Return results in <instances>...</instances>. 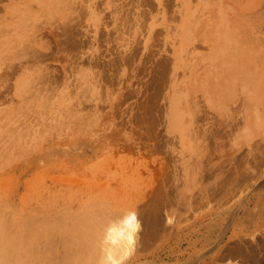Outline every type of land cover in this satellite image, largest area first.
I'll list each match as a JSON object with an SVG mask.
<instances>
[{"label": "rangeland", "instance_id": "obj_1", "mask_svg": "<svg viewBox=\"0 0 264 264\" xmlns=\"http://www.w3.org/2000/svg\"><path fill=\"white\" fill-rule=\"evenodd\" d=\"M262 29L264 0H0V264H102L133 212L123 264H264Z\"/></svg>", "mask_w": 264, "mask_h": 264}, {"label": "bare ground", "instance_id": "obj_2", "mask_svg": "<svg viewBox=\"0 0 264 264\" xmlns=\"http://www.w3.org/2000/svg\"><path fill=\"white\" fill-rule=\"evenodd\" d=\"M257 9H258V8H257ZM35 10H36V9H35ZM241 19H242V18H241ZM218 23H219V22L217 21V22H216V25H217V26H216V29H219V30H220V28H219V24H218ZM240 25H241V24H240ZM262 30H264V29H262ZM225 37H226V35H225L224 33H223V34H220V36L217 37V40H216V43H217V44H216V47H217V48H219L220 46H227V45H228V41H229V39H225ZM258 40H259V39H257V41H258ZM259 41H260V40H259ZM263 42H264V41H263ZM254 46H255V45H254ZM216 53H220V52H216ZM4 56H5V55H4ZM7 57H8V56H7ZM212 59H213V60L215 59V61H217V62H216L217 66H218V67H221V64H222L221 62H222V61L217 60V59H218L217 56H212ZM216 64H215V65H216ZM215 65H214V64L211 65V66H210V69H211L213 72H215V74H218L219 71H220V73L222 74V73H223V72H222L223 70H222L221 68L216 67ZM212 67H213V68H212ZM218 76H219V74H218ZM211 77H212V76H211ZM209 79H210V78H209ZM212 80H213V79H212ZM207 83H208V82H207ZM22 88H23V89H26V86H25L23 83H22ZM211 93H212V92H211ZM208 99H209V97H208ZM172 114H173V115H172ZM171 116H174L175 121H176L177 124L179 125V120L181 121V118H182V116H183V112H182L181 110H178V111H177L176 109H172ZM182 131H184V130L182 129ZM245 132H247V129L245 130ZM245 132H244V133H245ZM246 136H247V134L245 133V137H246ZM67 211H68V210H67ZM100 211H101V210H100ZM63 212H64V211H63ZM102 212H103V210L101 211L100 214H101V216L103 217V213H102ZM117 213H118V212H117ZM117 213H116V214H117ZM119 213H120V212H119ZM100 214H98V216H99ZM116 214H114V215H116ZM122 214H123V213H122ZM51 215H52V214H51ZM60 215H61V214H60ZM78 215H79V214H78ZM94 215H95V213H94ZM96 215H97V214H96ZM117 215H118V214H117ZM52 217L55 218V216H53V215H52ZM56 217H57V216H56ZM61 217H62V215H61ZM77 217H78V216H77ZM94 217H95V216H94ZM113 217H114V216H113ZM116 217H117V216H116ZM79 218H80V217H79ZM91 218H92V217H91ZM99 218L102 220V218H101L100 216H99ZM110 218H111V217H110ZM129 218H130V216H128V218H126V219H129ZM8 219H10V218H8ZM60 219H61V218H60ZM62 219H63V218H62ZM62 219H61V220H62ZM72 219H73V217H72ZM76 219H78V218H76ZM81 219H82V218H81ZM107 219H108V218H107ZM126 219H125V220H126ZM32 220H33V219H29V221H28V225L31 224V222H33ZM54 220H55V219H54ZM79 220H80V219H79ZM84 220H85V219H84ZM125 220H124V221H125ZM30 221H31V222H30ZM34 221H35V220H34ZM42 221H43V220H42ZM47 221H48V220H47ZM49 221H50V220H49ZM29 222H30V223H29ZM37 222H38V221H37ZM37 222H34V223L37 224ZM66 222H67V221H66ZM66 222H65V223H66ZM98 222H100V221H98ZM6 223H8V221H7ZM9 223H10V221H9ZM9 223H8V224H9ZM40 223L42 224L43 222H40ZM49 223H50V222H49ZM57 223H58V222H57ZM96 223H97V222H96ZM123 223H124V222H123ZM132 223H133V222H132ZM8 224H7V225H8ZM26 224H27V223H25L24 225H26ZM41 224H40V225H41ZM63 224H64V223H63ZM88 224H89V223H88ZM28 225H27V226H28ZM33 225H34V224H33ZM43 225H44V224H43ZM43 225H42V226H43ZM45 225H46V224H45ZM65 225H66V224H65ZM65 225H61V227L59 226V228H57L58 226H56V225L53 226L52 224H50V226H52V227H54V228L56 227V228L58 229V231H55V230H53L52 228L49 229V230H53V231H54V234H55L56 232H59V229H61L62 226H65ZM96 225H97V224H96ZM133 225H134V223H133ZM48 226H49V224H48ZM66 226H68V225H66ZM75 226H76V225H75ZM81 226H82V225H81ZM99 226H100V225H99ZM99 226H98V227H99ZM117 226H118V224H117ZM117 226H116V227H117ZM68 227H69V226H68ZM41 228H42V227H41ZM49 228H50V227H49ZM66 228H67V227H66ZM99 228H100V227H99ZM111 228H113V227H111ZM119 228H120V229H119ZM119 228H118V229L121 230V231H122V229H123L124 231H126V232H125L126 235H127V234H130L131 231H132V229L129 228V226L126 225L125 223L123 224L122 227H119ZM37 229H38V228H37ZM45 229H46V228H45ZM115 229H116V228H115ZM42 230H43V228L41 229V231H42ZM62 230L65 232L64 227H63ZM36 231H37V230H36ZM43 231H44V230H43ZM47 231H48V230H47ZM66 231H67V230H66ZM103 231H104V230H103ZM114 231H115V230H114ZM32 232H33V231H32ZM34 232H35V231H34ZM34 232H33V233H34ZM51 232H52V231H51ZM82 232H83V231H82ZM47 233H48V232H47ZM23 234H24V233H23ZM23 234H22V236H24V237H26V238L28 237V236L23 235ZM36 234H37V233H36ZM38 234L40 235V230H39ZM41 234H42V232H41ZM45 234H46V233H45ZM49 234L51 235V238H52V237H53L52 234H51V233H49ZM65 234H66V233H65ZM67 234L70 236L69 233H67ZM81 234H82V233H81ZM81 234H80V235H81ZM85 234H88V233H85ZM85 234H84V236H85ZM27 235H30V234H27ZM34 235H35V234H34ZM111 235H112V234H111ZM32 236H33V235H32ZM36 236H38V235H36ZM40 236H41V235H40ZM42 236H43V235H42ZM42 236L39 237V238H40V239H41V238L44 239L45 237H42ZM47 236H48V235L46 234V239L49 241V237H50V236H49L48 238H47ZM75 236H76V235H75ZM77 236H79V235H77ZM77 236H76V237H77ZM81 236H82V235H81ZM81 236H80V237H81ZM24 237H23V238H24ZM65 237H66V236H65ZM70 237H71V236H70ZM26 238H25V239H26ZM30 238H31V235H30ZM30 238L28 237L25 241L27 242L28 240H30ZM82 238H83V236H82ZM82 238H81V239H82ZM15 239H16V237L12 239V242H15ZM43 239H42V240H43ZM46 239H45V240H46ZM107 239H108V238H107ZM121 239H122V238H121ZM22 240H23V239H22ZM22 240H21V241H22ZM47 240H46V241H47ZM52 240H54V239H52ZM68 240H69V239H68ZM82 240H83V239H82ZM85 240L87 241L86 238H85ZM23 241H24V240H23ZM30 241H31V240H30ZM30 241H28V243H30ZM40 241H41V240H40ZM50 241H51V239H50ZM35 242H37V241H35ZM53 242H54V241H53ZM48 243H49V242H48ZM82 243H83V242H82ZM91 243H92V242H91ZM122 243H123V241H122ZM30 244H31V243H30ZM36 244H37V243H36ZM36 244H35V245H36ZM52 244H53V243H52ZM79 244H81V243H79ZM1 245H2V248H1V250H0V254H2V255H3V254H6L5 246H4L2 243H1ZM31 245H32V244H31ZM35 245H34V246H35ZM83 245H84V244H83ZM122 245H123V244H122ZM122 245L120 244V246H122ZM28 246H29V245H28ZM51 246H52V245H51ZM86 246H87V245H86ZM107 246H108V245H107ZM110 246H111V245H109V247H110ZM35 247H36V246H35ZM72 247H73V245H72ZM95 247H96V246H95ZM112 247L114 248L115 246H112ZM122 247H123V246H122ZM122 247H121V248H122ZM30 248H32V247L30 246ZM33 248H34V247H33ZM80 248H81V247H80ZM82 248H83V247H82ZM102 248H103V247H102ZM115 248H116V247H115ZM119 248H120V247L117 246V248L114 249V250L117 251ZM50 249H51V248H50ZM107 249H108V248H107ZM107 249H106V250H107ZM110 249H112V248L110 247ZM110 249H108V250H110ZM31 250H32V249H31ZM47 250H48V249H47ZM52 250H53V249H52ZM106 250H104V251L101 250V251H102L101 253H103V254H101L100 251H99V254H101V256L103 255V259H102V257H100V258H101V262H102V264L104 263V261H102V260H104V259L107 258V256H106V255H107V253H106L107 251H106ZM112 250H113V249H112ZM114 250H113V253H112V254H117ZM26 251H27V250H24V252H25L24 254H26ZM41 251H42V250H41ZM110 251H111V250H110ZM123 251H124V250H123ZM238 251H239V250H238ZM30 252H31V251H30ZM104 252H105V253H104ZM117 252H118V251H117ZM236 252H237V251H236ZM32 253H33V250H32ZM36 253H37V252H36ZM41 253H42V252H41ZM43 253H44V252H43ZM43 253H42V254H43ZM94 253H95V252H94ZM118 253H119V252H118ZM252 253H253V252H252ZM28 254H29V253H28ZM30 254H31V253H30ZM37 254H38V253H37ZM39 254H40V253H39ZM44 254H45V253H44ZM90 254H91V253H90ZM112 254H111V255H112ZM22 255H23V253H22ZM31 255H33V254H31ZM34 255H35V252H34ZM34 255H33V256H34ZM48 255H49V254H48ZM14 256H15V255H14ZM29 256H30V255H29ZM33 256H32V257H33ZM35 256H36V255H35ZM35 256H34V257H35ZM40 256H41V255H40ZM40 256H39V257H40ZM43 256H44V255H43ZM43 256H41V257H43ZM80 256H81V255H80ZM90 256H93V255H90ZM94 256H95V255H94ZM113 256H114V255H113ZM230 256H231V255H230ZM36 257H37V256H36ZM44 257H45V256H44ZM44 257H43V258H44ZM104 257H105V258H104ZM249 257H250V256H249ZM37 258H38V257H37ZM37 258H36V259H37ZM66 258H67V257H66ZM94 258H96V257H94ZM13 259H14V258H13ZM31 259H32V258H31ZM40 259H41V258H40ZM91 259H93V258L91 257ZM33 260H34V258H33ZM63 260H64V259H63ZM9 261H10V260H9ZM43 261H44V259H43ZM29 262H30V260H29ZM32 262H33V261H32ZM34 262H35V261H34ZM62 262H63V261H62ZM65 262H66V261H65ZM82 262H83V261H82ZM89 262H91V261H89ZM93 262H94L93 264H98V263L100 264V261H99V260H98L97 263H96V261H93ZM36 263H37V262H36ZM63 263H64V262H63ZM77 263H78V262H77ZM24 264H25V263H24ZM26 264H27V263H26ZM34 264H35V263H34ZM37 264H38V263H37ZM91 264H92V263H91Z\"/></svg>", "mask_w": 264, "mask_h": 264}, {"label": "clouds", "instance_id": "obj_3", "mask_svg": "<svg viewBox=\"0 0 264 264\" xmlns=\"http://www.w3.org/2000/svg\"><path fill=\"white\" fill-rule=\"evenodd\" d=\"M132 222H135L134 225ZM124 223L128 225L129 228L132 229L131 233L126 235L125 231H121V230L113 231L110 229L112 235L106 240V243H109L110 245H114V246H119L122 241L129 245L135 244L136 236L140 231V223L136 217V213L135 212L131 213L130 218L126 219ZM124 259L126 258H116L114 256H108L105 259L104 264H123Z\"/></svg>", "mask_w": 264, "mask_h": 264}, {"label": "crops", "instance_id": "obj_4", "mask_svg": "<svg viewBox=\"0 0 264 264\" xmlns=\"http://www.w3.org/2000/svg\"><path fill=\"white\" fill-rule=\"evenodd\" d=\"M263 223H264V219H263ZM232 248H228L227 250H228V257H232L231 259H228V261H231V263L233 264V262H235V260H237L238 258H239V254L238 253H236L235 252V250L233 249V250H231ZM231 255V256H230ZM243 258V257H242ZM245 258V257H244ZM245 261H248V262H251V263H254L255 261H257V260H255V259H246L245 258Z\"/></svg>", "mask_w": 264, "mask_h": 264}]
</instances>
